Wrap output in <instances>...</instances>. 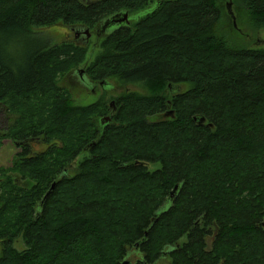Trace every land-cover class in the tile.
Returning a JSON list of instances; mask_svg holds the SVG:
<instances>
[{
  "label": "trees",
  "instance_id": "1",
  "mask_svg": "<svg viewBox=\"0 0 264 264\" xmlns=\"http://www.w3.org/2000/svg\"><path fill=\"white\" fill-rule=\"evenodd\" d=\"M147 1L0 0V101L29 93L8 136L60 142L0 169V264H120L131 250L135 264L165 255L170 264H264V49L221 32L222 0H167L134 32L103 39L93 74L146 91L118 96L103 127L105 98L75 107L51 89L67 64L82 63L84 48L64 45L69 62L36 53L41 44L14 54L19 35L94 26ZM241 4L264 27V0ZM169 85L187 89L173 94ZM18 175L34 183L21 188Z\"/></svg>",
  "mask_w": 264,
  "mask_h": 264
},
{
  "label": "flooded vegetation",
  "instance_id": "2",
  "mask_svg": "<svg viewBox=\"0 0 264 264\" xmlns=\"http://www.w3.org/2000/svg\"><path fill=\"white\" fill-rule=\"evenodd\" d=\"M101 0H83V4L85 6H92L93 4H96L98 2H100ZM167 0H148L147 1V5H145L142 9L138 10V11H118V12H114L113 14H111L110 17H108L107 19H102L101 21L96 22V24H94V26H86L83 24H76V25H62V24H57L55 26H63L64 30L67 31V33L69 34L70 32H72L74 34V39L71 41L69 38L68 40H63L60 43H56V44H63L62 49L59 50H52L51 47L53 45H56L53 43V37H50V39L48 40L47 44H46V48H42L40 49V51L38 50L36 53H49L51 55L55 56H59V59H63L65 61H70L72 55H68V49L64 47V45H74V46H78V47H82L84 48V51L87 52V50L85 48L88 47V43L91 41V36H93V33H96V38H98L97 40V44L92 46V51L89 54V58L85 59L84 61V66L83 68H81V70L78 68L75 71H78L80 82L81 84L85 87V88H90V87H95L96 85H100L103 89V91L108 92L111 91V94H114L115 91L117 90V87L115 85H120V82L118 81L117 78H106V79H98L96 77V75L93 74V72L90 70V66L93 63V60L96 56L100 55L101 53V43L103 41L104 38H106V36H108L109 34H113L115 32H118L120 29L125 30V29H130V32H134L136 29V25L137 23L145 18L146 16L152 15L153 13L158 11V8L160 6H162L164 4V2ZM127 15V18H125V16ZM85 39V43H87L86 46L80 45L81 40ZM97 46H100V51L96 54V48ZM94 51V54L92 53ZM73 54V52H70ZM92 53V54H91ZM54 67V66H52ZM67 70L64 72V74L66 73L65 76H67L68 74L72 73V69L68 68V64L66 65ZM58 68H61L58 67ZM56 70V68H54V71ZM64 76V77H65ZM113 82V83H110ZM130 85H134L135 84H130ZM180 87V86H179ZM177 86H174L170 89L171 93H177L178 92V88ZM56 88L55 91V95L56 96H61L64 97L65 99H67L68 102L72 103L73 106H80V107H86L88 105L91 104H86V105H81V104H77L71 97L70 92L65 89L64 87H62L60 85V81L53 83L51 89ZM40 90V87H39ZM93 92H95V90H93ZM26 96L25 100L23 98H14L13 100H11L10 102H6V101H0V106H2V108L4 107L3 110H5L7 112V116H8V120H12L13 123L9 124L7 127H3V130L0 129V146L1 148L4 146V143H12L13 146L16 148V153L12 158V163L10 166L8 167H2L0 166V169H8V168H12L13 167V162L15 160V157L18 155V153H29L31 154V157H33L36 154L42 153V152H48L50 149H54L57 146V141H55L52 138H48L45 139L44 137H38L36 139L33 138H28L24 141H17L15 139H11L8 136V132L9 130L14 126V124L20 120L21 118L25 117L28 110L26 108H24V104L22 103H27L29 102L28 97H29V93L24 94ZM110 95V94H109ZM33 95L30 96V98ZM119 95H113L111 96V101H113L110 105V103L108 102V110H109V114L106 115H102L98 118L97 120V125L98 127H103L106 126L107 124H110L113 121V118H111L112 116L110 115V110H116V101H117V97ZM58 97V99H59ZM19 101H21L22 103H19ZM34 101V99H33ZM99 101H104V97H101L97 102ZM96 103V102H94ZM52 106V105H51ZM51 106H46L44 110H49ZM35 110H39V108L36 107L35 105ZM43 111V109H42ZM49 112V111H48ZM47 112V113H48ZM110 118V121H106L104 123H102V120L104 118ZM100 129V133H102V129ZM2 144V145H1ZM58 146H60V142L58 141ZM57 146V147H58ZM84 155V156H83ZM88 156V151L86 150V148L84 149L83 153L81 152V154L79 155V159L82 160L85 157ZM64 160H61V162H63ZM72 163H68V166H72ZM71 168V167H70ZM8 175H12L14 176L13 173L11 172H7L6 176ZM18 178H16V184H18L19 187L21 188H26L29 189L31 187V185L34 183L31 180L28 179H23L21 178V175L17 176ZM9 182V181H8ZM55 186V183H54ZM8 189V187H6ZM48 193V192H47ZM135 264V262H134Z\"/></svg>",
  "mask_w": 264,
  "mask_h": 264
},
{
  "label": "rangeland",
  "instance_id": "3",
  "mask_svg": "<svg viewBox=\"0 0 264 264\" xmlns=\"http://www.w3.org/2000/svg\"><path fill=\"white\" fill-rule=\"evenodd\" d=\"M242 0H222L220 3L224 17L221 20L220 30L222 33H224L235 45H240L245 48L249 49H264V27H257L252 26L249 21L247 20V17L245 16V13L243 11V7L241 4ZM37 34H29L28 36L25 35H19L20 38L19 42H17L14 46V54H26L28 53L27 50L29 48L38 47L40 44L46 45L50 37H53V43H60L63 40H68V38L72 41L74 39V34L70 32L67 33L66 30H64L63 26H51L39 29L35 31ZM91 41L88 43H85V39L81 40L80 45L86 46L88 43V47L85 48L87 52H85L84 60L82 63L77 64L75 66L69 67V69L73 68L71 71V74L62 73L56 80L59 82L62 87L67 89L70 92V95L72 99L77 103L81 105H88L94 102H97L101 97H104L108 102L111 103V96L114 94L116 95H123L125 93L130 92H137L141 95L146 94V91L142 89L140 86H134L130 84H120L115 85L117 87V90L114 94H111V91L104 92L102 87L98 84L95 87L85 88L81 82L80 77L78 74V71H75L76 69L83 68L85 59L89 58V54L92 51V46L97 44L98 38H96V33H93V36H91ZM13 48V49H14ZM96 54L100 51V46H97L96 48ZM102 51V50H101ZM94 54V51L92 52ZM91 53V54H92ZM65 76V77H64ZM113 83V82H110ZM114 84V83H113ZM179 87V86H178ZM184 89H187V86L179 87L178 91H182ZM95 90V92H93ZM170 90V87H169ZM110 94V95H109ZM4 107L0 106V129L3 130V127H7L9 124H12V120H8V114L5 110H3ZM159 119H164V115L159 116ZM154 120H158V117ZM2 145V144H1ZM16 153V148L13 146L12 143H4V146L1 148L0 146V166L2 167H8L12 163V158ZM84 156V155H83ZM80 160V159H79ZM151 170L153 169V166L151 165L149 167ZM211 236H209V244H211ZM18 250H23L26 248L24 241L22 238H16L15 242L13 244ZM2 253V244L0 243V255ZM139 254V253H138ZM137 252H134L133 250L130 251V253L127 255V259L130 260L132 263L136 262L140 257V254L138 255ZM156 264H170V259L165 255L163 258H161Z\"/></svg>",
  "mask_w": 264,
  "mask_h": 264
},
{
  "label": "water",
  "instance_id": "4",
  "mask_svg": "<svg viewBox=\"0 0 264 264\" xmlns=\"http://www.w3.org/2000/svg\"><path fill=\"white\" fill-rule=\"evenodd\" d=\"M125 18H127V15L125 16ZM169 87H170V89L172 88V87H174L173 85H169ZM174 94V93H173ZM167 115H173V112H169ZM106 121H110V118H104L103 120H102V123H104V122H106ZM52 189H54V185H53V187H52ZM177 189H178V185L174 188V190H173V192H171V198L173 197V195H174V193H176V191H177ZM50 193V192H49ZM48 193V194H49ZM48 194L46 195V197L48 196ZM46 197H45V199H46ZM137 248H138V246H137ZM120 264H134V263H132L130 260H128L127 259V257L120 263Z\"/></svg>",
  "mask_w": 264,
  "mask_h": 264
}]
</instances>
